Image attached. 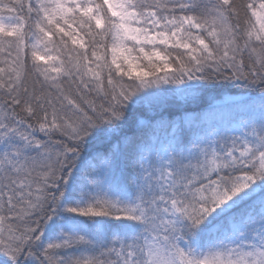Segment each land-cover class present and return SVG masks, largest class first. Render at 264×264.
<instances>
[{
    "label": "snow or ice",
    "instance_id": "snow-or-ice-1",
    "mask_svg": "<svg viewBox=\"0 0 264 264\" xmlns=\"http://www.w3.org/2000/svg\"><path fill=\"white\" fill-rule=\"evenodd\" d=\"M0 264H264V0H0Z\"/></svg>",
    "mask_w": 264,
    "mask_h": 264
}]
</instances>
